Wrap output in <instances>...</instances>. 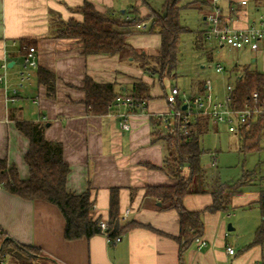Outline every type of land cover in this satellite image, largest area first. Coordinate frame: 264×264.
<instances>
[{
  "label": "crops",
  "instance_id": "crops-1",
  "mask_svg": "<svg viewBox=\"0 0 264 264\" xmlns=\"http://www.w3.org/2000/svg\"><path fill=\"white\" fill-rule=\"evenodd\" d=\"M129 1L0 0V76H7L10 88L17 86L19 72L23 69V47L27 46L24 42L32 43L38 58V66L29 70L30 78L16 103H8L10 89L0 82V159L16 167L21 180H28L30 170L25 156L30 149V140L19 130L17 121L44 123L47 125L46 139L62 144L64 160L70 166L67 191L76 195L90 193L95 205L92 217L108 222L112 191L117 190L120 226L136 223L137 227L124 233L117 244L109 243L104 234L69 241L65 238V219L56 206L41 200H25L1 186L0 231L18 245L40 250L45 258L56 264H254L264 257V247L253 245L263 217L255 233L252 232V238L237 245L228 235L232 232L228 230L231 210L226 213L205 212L202 216L203 238L208 246L198 250L193 242L181 257L179 213L164 209L159 199L147 193L148 187L177 183L164 171L166 150L161 142L153 143L151 117L171 110L166 96L172 88L181 91L178 86L171 85V81L177 78L178 68L162 79L155 72L162 39L156 32H149L151 21L146 20L145 27L140 26L129 35V49L124 54L86 56L80 40L60 36L70 20L83 21V15L75 10L86 2L94 5L99 13L115 18L135 8L141 18H149L150 10L142 7L141 2L131 5ZM197 1L205 23L211 4L208 0ZM244 1L247 4L243 5ZM219 4L225 22L238 30H245L253 19L264 17V3L230 0ZM196 39L197 48L206 50V42L199 48L197 41L200 40ZM207 52L212 59V52ZM242 52L254 55L251 60L254 68L248 64H236L225 70L226 88L234 86L237 78L247 70L264 73V41L258 52L248 49ZM5 64L6 70L3 68ZM41 70L55 77L53 95L40 81ZM87 79L112 85L117 95L140 93L148 96L146 111L142 114L133 112L129 118L131 129L123 130L120 117L125 111L123 108L113 104L105 115L91 111L85 90ZM205 82H193L191 92L181 93L188 96L202 94ZM226 88L223 94L216 96L222 98ZM218 125L210 120V127ZM212 158L216 166L218 157L215 153ZM244 191L245 188L234 196L231 205L258 209L261 213L259 202L264 190ZM184 204L191 212H201L213 204V197L211 194L189 195ZM228 247L234 249V255H229Z\"/></svg>",
  "mask_w": 264,
  "mask_h": 264
},
{
  "label": "trees",
  "instance_id": "trees-1",
  "mask_svg": "<svg viewBox=\"0 0 264 264\" xmlns=\"http://www.w3.org/2000/svg\"><path fill=\"white\" fill-rule=\"evenodd\" d=\"M182 0H166L162 10L150 8L148 19L141 18L137 9L127 11L120 17H112L99 13L94 5L86 2L75 11L83 15V21L70 20L60 36L78 39L83 44L84 55H116L124 54L129 49L127 38L134 34L146 20H150L149 32L161 36L162 45L156 58V70L160 79L166 78L177 70L179 43L181 36L188 32L182 26L180 16ZM260 5L264 0H253ZM199 35L198 45L202 47ZM27 46L32 43L24 42ZM40 81L44 82L51 95L55 90V77L45 70L40 71ZM138 86L137 88H140ZM87 104L94 114L105 115L119 96L112 85H101L92 79L86 80ZM146 91V90H145ZM258 91L264 96V73L247 70L237 78L234 85V102L241 108L251 94ZM136 102L146 101L143 94L131 95ZM167 101V96H166ZM168 103V102H167ZM169 105V104H168ZM170 109L171 106L169 105ZM131 112L138 113L137 108ZM153 126V143L161 142L166 150L164 171L177 183L166 187H148L147 193L159 199L166 210L174 209L180 215L181 235L180 255L189 249L197 237H203L205 212H229L234 196L240 194L246 186L244 180L239 184L230 185L216 179L215 186H206V171L202 165L205 154L201 146L202 137L208 133L210 119L197 117L191 124V133L186 135L176 122L174 127L166 130L162 120L156 115L151 117ZM19 130L29 138L30 149L25 161L30 170V178L21 180L16 167L9 166L7 160L0 159V185L10 193L28 201H45L56 206L66 222L65 238L69 241L91 238L103 234L99 221L92 217L93 202L90 193L76 195L67 191V179L71 171L64 160L63 146L50 142L45 137L47 125L28 121H17ZM264 131V122L256 123L251 129H243L239 135L241 152L251 153L259 149V141ZM211 194L213 204L201 212L186 209L184 201L189 195ZM263 221L258 228L253 245L264 247V191H261L259 202ZM119 195L112 191L110 220V238L115 240L130 229L137 227L130 223L121 227L119 223ZM6 255V264H56L45 258L41 251L29 246H21L0 231V255ZM12 262V263H11Z\"/></svg>",
  "mask_w": 264,
  "mask_h": 264
},
{
  "label": "rangeland",
  "instance_id": "rangeland-1",
  "mask_svg": "<svg viewBox=\"0 0 264 264\" xmlns=\"http://www.w3.org/2000/svg\"><path fill=\"white\" fill-rule=\"evenodd\" d=\"M138 1L142 3L144 8L160 11L166 0H130L129 3L134 5ZM196 2L198 3L197 0H182L179 4L181 7V24L189 32L181 37L177 78L171 81V85L178 86L181 91L188 92L193 82L211 81L216 95L224 92L228 84L226 74L224 72L217 73L216 66L221 64L227 70L236 64H242L241 66L248 64L254 68V64H251L254 55L228 47L221 49L215 43L206 41L204 37L206 29L203 20L204 13ZM191 3L195 6H190ZM223 8L225 9L224 6ZM201 34V41L206 42V50L198 49L196 46V37ZM207 51L212 52V59L208 57ZM258 69L262 71L261 66ZM260 134L262 136L259 141V149L251 153H243L240 151L241 147L237 135L230 133L223 125L211 126L208 133L201 139V146L205 151L202 157V165L206 171V186L209 188L213 186L214 188L216 179L230 185L239 184L244 179L246 184L244 188L247 193L256 192V189L264 190V131ZM214 153L218 157L216 166L213 165L212 154ZM261 221L262 216L258 209L232 206L228 215V226L232 225L235 229L228 232L231 241H236L237 245H243L247 239L252 238V232L255 233Z\"/></svg>",
  "mask_w": 264,
  "mask_h": 264
},
{
  "label": "built area",
  "instance_id": "built-area-1",
  "mask_svg": "<svg viewBox=\"0 0 264 264\" xmlns=\"http://www.w3.org/2000/svg\"><path fill=\"white\" fill-rule=\"evenodd\" d=\"M211 4L209 13L206 15L204 31L205 40L215 43L218 47L229 48L233 50H250L258 52L261 49V44L264 41V17L253 19L248 28L238 30L225 22L223 10L220 2H228L230 0H208ZM247 4V1L242 3ZM145 27L143 23L141 25ZM214 40V41H212ZM16 43H14V46ZM23 60V69L19 72L20 81L17 86L11 87L7 84V76H0V82L6 84V89H10V95L7 98L8 103L14 104L24 88V84L30 78L29 70L37 68L38 58L35 47L25 46ZM3 68L8 67L5 64ZM224 66L218 64L216 66L217 73H223ZM234 86L229 85L226 93L222 98L214 95L211 81H206L204 84V93L194 96L182 94L178 88H172L167 95V102L171 106V110L167 113L157 115L163 122V127L169 130L174 127L177 122L181 127V131L186 135L191 133V124L197 117H207L216 124L225 125L228 131L234 135H239L243 129L249 130L256 123L264 122V96L258 91L251 94L249 99L241 108H236L234 102ZM114 105L123 108L125 111L121 113V128L125 131L131 129L129 118L133 114L132 110H138L142 114L146 111L147 101L136 102L130 95H119ZM186 107V108H185ZM185 108V109H184ZM1 187V185H0ZM95 209V205L93 206ZM128 213V212H126ZM99 226L102 233L107 237L109 243L117 244L122 238L118 237L115 240L110 238V227L107 221L100 220ZM194 243L198 250H202L208 246V242L203 237H197ZM229 255H234L233 248L228 247ZM0 264H6V255H0ZM254 264H264V257L257 260Z\"/></svg>",
  "mask_w": 264,
  "mask_h": 264
},
{
  "label": "water",
  "instance_id": "water-1",
  "mask_svg": "<svg viewBox=\"0 0 264 264\" xmlns=\"http://www.w3.org/2000/svg\"><path fill=\"white\" fill-rule=\"evenodd\" d=\"M185 108H186V107H185ZM185 108H184V109H185ZM228 230H229V231H233V230H234V228L232 227V225H229Z\"/></svg>",
  "mask_w": 264,
  "mask_h": 264
}]
</instances>
